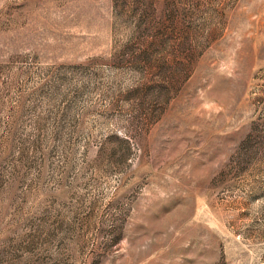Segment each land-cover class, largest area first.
I'll list each match as a JSON object with an SVG mask.
<instances>
[{
    "label": "rangeland",
    "instance_id": "374dc122",
    "mask_svg": "<svg viewBox=\"0 0 264 264\" xmlns=\"http://www.w3.org/2000/svg\"><path fill=\"white\" fill-rule=\"evenodd\" d=\"M0 264H264V0H0Z\"/></svg>",
    "mask_w": 264,
    "mask_h": 264
}]
</instances>
